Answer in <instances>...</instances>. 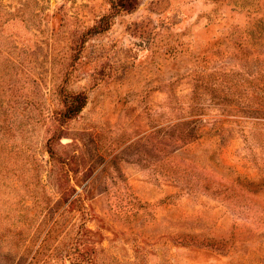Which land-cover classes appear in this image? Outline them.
<instances>
[{
    "label": "rangeland",
    "instance_id": "1",
    "mask_svg": "<svg viewBox=\"0 0 264 264\" xmlns=\"http://www.w3.org/2000/svg\"><path fill=\"white\" fill-rule=\"evenodd\" d=\"M0 264H264V0H0Z\"/></svg>",
    "mask_w": 264,
    "mask_h": 264
},
{
    "label": "trees",
    "instance_id": "2",
    "mask_svg": "<svg viewBox=\"0 0 264 264\" xmlns=\"http://www.w3.org/2000/svg\"><path fill=\"white\" fill-rule=\"evenodd\" d=\"M87 97L83 94H78L74 98V102H72L71 106H69L66 111L65 115L67 117H74L76 114L80 113L84 106L86 105Z\"/></svg>",
    "mask_w": 264,
    "mask_h": 264
}]
</instances>
